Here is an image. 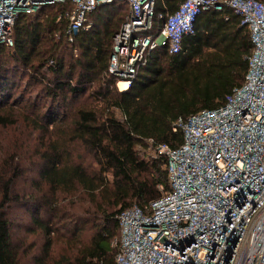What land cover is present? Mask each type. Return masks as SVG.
I'll return each mask as SVG.
<instances>
[{
	"label": "trees",
	"instance_id": "1",
	"mask_svg": "<svg viewBox=\"0 0 264 264\" xmlns=\"http://www.w3.org/2000/svg\"><path fill=\"white\" fill-rule=\"evenodd\" d=\"M181 1L155 0L151 28L142 35H155ZM121 4L127 7L124 0L97 5L72 42L69 0L19 13L13 45L0 43V127L14 124L18 109L33 115L30 124L46 136L32 155L37 180L21 193L14 189V157L0 162V264H116L110 241L118 214L133 205L145 209L169 190L167 158L155 146L178 148L183 133L173 130L176 121L223 105L244 80L253 49L249 29L224 5L195 16L178 52L146 51L132 82L118 90L108 66L112 38L128 13ZM77 145L94 169L75 159ZM79 192L89 202L82 213L75 210ZM20 211L27 216L23 228L42 236L26 259L14 243ZM58 242L66 244L64 253H56Z\"/></svg>",
	"mask_w": 264,
	"mask_h": 264
},
{
	"label": "built area",
	"instance_id": "2",
	"mask_svg": "<svg viewBox=\"0 0 264 264\" xmlns=\"http://www.w3.org/2000/svg\"><path fill=\"white\" fill-rule=\"evenodd\" d=\"M65 0H0V43L12 46L19 13ZM67 40L88 27L87 15L114 0H69ZM128 13L112 38L108 72L126 88L146 51L176 53L192 34L201 10L230 7L247 25L253 49L239 87L225 103L182 120L183 142L155 146L167 158L169 190L145 209L133 205L118 216L110 245L116 264H264V2L260 0H182L155 35V0H124Z\"/></svg>",
	"mask_w": 264,
	"mask_h": 264
},
{
	"label": "rangeland",
	"instance_id": "3",
	"mask_svg": "<svg viewBox=\"0 0 264 264\" xmlns=\"http://www.w3.org/2000/svg\"><path fill=\"white\" fill-rule=\"evenodd\" d=\"M120 10L128 12L127 7L122 4L120 5ZM23 82H25L24 78L21 79V84ZM21 93L22 89L14 91V95L17 97L20 96ZM37 95L38 94L33 91L31 98L36 99ZM82 100L83 98L78 102L80 103ZM61 109L63 111L65 110L63 106H61ZM14 114L16 118L14 124L0 127V162L14 157V162L19 166L17 177L14 180V189L21 193L23 189L28 188L33 181L37 180V167L32 155L43 144L46 136L35 130L30 124V120L34 118L33 115L18 109H15ZM114 114L117 118L122 119V115L118 110H114ZM73 155L75 159L82 161L87 168L94 169L96 167L94 159L80 145L75 146ZM17 156L20 158L17 159ZM76 197L77 203L75 210L78 213H82L89 206L88 197L80 192ZM20 214L22 226L14 235V243L19 247V251L25 255L23 259H26L41 245L42 236L36 231L34 233L27 232V230L23 228L27 223V216L24 211H20ZM87 239L86 235H84V240ZM65 245L64 242H58L55 246L56 253H64Z\"/></svg>",
	"mask_w": 264,
	"mask_h": 264
},
{
	"label": "bare ground",
	"instance_id": "4",
	"mask_svg": "<svg viewBox=\"0 0 264 264\" xmlns=\"http://www.w3.org/2000/svg\"><path fill=\"white\" fill-rule=\"evenodd\" d=\"M120 85H121L122 90L126 89V84L121 83Z\"/></svg>",
	"mask_w": 264,
	"mask_h": 264
}]
</instances>
